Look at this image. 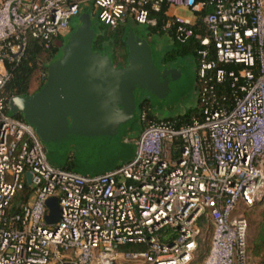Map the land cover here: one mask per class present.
<instances>
[{"label":"built area","instance_id":"1","mask_svg":"<svg viewBox=\"0 0 264 264\" xmlns=\"http://www.w3.org/2000/svg\"><path fill=\"white\" fill-rule=\"evenodd\" d=\"M87 1L111 30L132 18L193 44L198 61L191 121L144 107L133 158L98 174L52 165L4 95L31 40L51 49ZM263 198L264 0H0V264H190L203 222L202 264H250L244 212Z\"/></svg>","mask_w":264,"mask_h":264},{"label":"water","instance_id":"2","mask_svg":"<svg viewBox=\"0 0 264 264\" xmlns=\"http://www.w3.org/2000/svg\"><path fill=\"white\" fill-rule=\"evenodd\" d=\"M71 25L63 54L47 65L42 87L33 94L10 97L9 110L23 116L42 142L63 149L77 145L89 157L123 154L127 145L121 136L133 121L138 97L149 100L151 107L173 104L191 91L192 77L181 67L160 68L149 39L133 28L123 34L125 65L94 50L97 31L94 7L88 2L81 4ZM47 206V222L57 224L58 198H49Z\"/></svg>","mask_w":264,"mask_h":264},{"label":"rangeland","instance_id":"3","mask_svg":"<svg viewBox=\"0 0 264 264\" xmlns=\"http://www.w3.org/2000/svg\"><path fill=\"white\" fill-rule=\"evenodd\" d=\"M87 2L90 5H93L91 1ZM175 12L184 16H192V12L188 9H176ZM77 17L78 15L74 16L71 19V28L73 20ZM94 23L98 35V27L96 25H98L99 19L95 10ZM101 24L106 27L105 24ZM129 28L135 29L139 35H144L149 39L153 49L155 63L160 68H184L185 70H187V73L191 75L193 80L191 91L187 93L185 92V94H183L173 104L163 105V107H149L151 111L150 114L158 118H176L179 115L182 116L188 112L191 115H194L196 112H198V61L194 50L183 51L182 46L179 43L175 42L173 37L169 34L164 32H157L148 25L138 24L132 18H130L126 23L120 26V29L125 31ZM107 29L111 31L109 27ZM70 33L66 34L62 39H60V42H58V44H60L59 57H61L63 54V47L67 44ZM102 42H105V44L107 43L106 40H102L99 42V44H103ZM103 53H108L111 57L115 54L114 49L110 46L107 48V51ZM41 83V74L37 71L32 78L30 92L32 93L34 91H37ZM143 98L144 97L141 95L138 97V103L134 112L133 121L131 125H129L127 133L122 134L121 136V141L125 142L127 145L126 150L123 154L111 153L110 155L101 157H89L77 145H71L67 149H63L47 141H43L49 162L56 167H67L80 174H98L120 166L124 162L132 159L136 150L135 139L139 136L144 127V123L141 117L142 110L139 105ZM148 102L150 101L148 100ZM9 113L12 115L11 111H9ZM131 146L133 147L132 149ZM244 213L249 220L248 246L250 264H264V232L261 229V226L263 225L262 223H264V198L254 207L246 209Z\"/></svg>","mask_w":264,"mask_h":264},{"label":"trees","instance_id":"4","mask_svg":"<svg viewBox=\"0 0 264 264\" xmlns=\"http://www.w3.org/2000/svg\"><path fill=\"white\" fill-rule=\"evenodd\" d=\"M161 23H162V20L160 19L159 24ZM96 26L98 27V35L95 38L94 43H93L94 50H97L96 44L98 42L102 40H106L110 44V46L114 49L115 54L112 56L114 63L118 66L125 65L127 62V58H128L127 47H126L125 42L123 41V33L125 30L119 29L116 32H112L109 29H107L108 28L107 26L106 28L104 25H102L100 21L98 25ZM58 42L55 43L51 47V49L45 50L38 44L36 40H31L28 51L26 52V55L24 56V58L21 60V62L18 65H16L15 67L12 66L11 68L13 72L12 77L8 81L4 89V95L7 98L12 97L13 95L31 93L30 86H31V81H32L34 74L37 71L40 72V74L42 71H47V65L53 59V57L55 56V52L60 46ZM180 45L182 46L183 51L185 50L193 51L194 50V45L191 43L180 44ZM43 84L44 82L42 81L41 85H39L38 87V90L42 87ZM35 92L36 91L32 93H35ZM139 105H140L141 110L144 107H147V108L151 107L150 102H148V100L145 98H143V100L140 102ZM194 115H191L188 112L182 116L179 115L176 118H179L180 122H189L191 121V118ZM28 190H29V187L26 186L22 193L17 194L14 200L15 203L24 201L26 199L25 193H27ZM203 223L204 224L202 225L203 231H202V235L200 238V247L198 251L196 252L195 257L191 261L190 264H202L204 258L206 257L209 251L210 237L212 235V228L210 226H207L205 222ZM262 224L263 225L261 226V229L264 232V223ZM127 248H131V247H127Z\"/></svg>","mask_w":264,"mask_h":264},{"label":"flooded vegetation","instance_id":"5","mask_svg":"<svg viewBox=\"0 0 264 264\" xmlns=\"http://www.w3.org/2000/svg\"><path fill=\"white\" fill-rule=\"evenodd\" d=\"M124 28V27H123ZM120 28H118L117 30H111L112 32H116V31H118ZM103 44H99V42L96 44V48H97V50H101V51H103V52H106L107 51V48L110 46V44L107 42L106 44H105V42H102ZM108 46V47H107ZM111 47V46H110ZM59 56H60V46L58 47V49H57V51L55 52V56L53 57V59L50 61V62H52V61H55V60H57L58 58H59ZM49 62V63H50ZM31 94H33V93H31ZM18 117H20V118H23V116H18Z\"/></svg>","mask_w":264,"mask_h":264},{"label":"crops","instance_id":"6","mask_svg":"<svg viewBox=\"0 0 264 264\" xmlns=\"http://www.w3.org/2000/svg\"><path fill=\"white\" fill-rule=\"evenodd\" d=\"M125 32V31H124ZM124 34V33H123Z\"/></svg>","mask_w":264,"mask_h":264}]
</instances>
